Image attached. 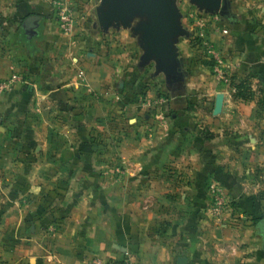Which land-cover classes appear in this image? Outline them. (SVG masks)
<instances>
[{
    "label": "crops",
    "instance_id": "1",
    "mask_svg": "<svg viewBox=\"0 0 264 264\" xmlns=\"http://www.w3.org/2000/svg\"><path fill=\"white\" fill-rule=\"evenodd\" d=\"M68 1L73 36L59 30L52 0H0V79H26L0 95V264H85L94 255L111 264H264V0H232L239 8L223 16L220 48L212 40L244 98L230 83L205 82L203 69L195 83L182 81L192 70L180 36L186 0H171L181 33L170 69L147 53L146 12L108 25L101 0ZM212 181L229 202L218 217Z\"/></svg>",
    "mask_w": 264,
    "mask_h": 264
},
{
    "label": "built area",
    "instance_id": "2",
    "mask_svg": "<svg viewBox=\"0 0 264 264\" xmlns=\"http://www.w3.org/2000/svg\"><path fill=\"white\" fill-rule=\"evenodd\" d=\"M53 15L57 20L59 30L68 36H73L76 31L77 20L73 12V7L68 0H52ZM199 12L190 14L192 26L194 29L193 38L197 42V46L203 54V63L210 69L214 80L221 84H229L230 72L226 63L225 56L210 39L208 27L220 31V33L227 34L228 28L223 25L221 16L214 12ZM201 13V14H200ZM212 25V26H210ZM82 75V71L79 72ZM25 77L18 73L12 72L5 78L0 79V95L10 92L17 85L25 84ZM113 175L116 179L123 176V168L121 166L112 167ZM208 191L211 196V203L213 214L218 217L221 215L229 205L228 200L222 192V187L219 183L212 181L208 186ZM85 264H111L104 261L99 256H92ZM126 264V263H124Z\"/></svg>",
    "mask_w": 264,
    "mask_h": 264
},
{
    "label": "water",
    "instance_id": "3",
    "mask_svg": "<svg viewBox=\"0 0 264 264\" xmlns=\"http://www.w3.org/2000/svg\"><path fill=\"white\" fill-rule=\"evenodd\" d=\"M106 6L99 13V19L106 24L112 21L128 23V19L135 12H146L149 17L148 23H142L139 29L142 31V40L148 55H154L160 59L158 62L167 68H172L175 59V51L171 39L181 33L177 26L178 14L171 4V0H101ZM201 9H219L221 0H192ZM211 12V11H210ZM214 12V11H213ZM224 94L218 92L215 96L213 115H218L222 110ZM264 241V218L256 224ZM178 264H185L186 258L179 257Z\"/></svg>",
    "mask_w": 264,
    "mask_h": 264
},
{
    "label": "rangeland",
    "instance_id": "4",
    "mask_svg": "<svg viewBox=\"0 0 264 264\" xmlns=\"http://www.w3.org/2000/svg\"><path fill=\"white\" fill-rule=\"evenodd\" d=\"M186 1H187V3H185L186 4L185 8H186V10H188V14H189V15L186 14V16H187L186 17L187 18L186 24L188 25V27L186 25L184 26L185 27L184 32H182V35H180V36L183 38L185 37L186 42L192 48V54L188 58L189 59L188 66L191 67L192 70H189V69H187V67H184V69H183L184 76L182 77L183 78L182 81H184V82L189 81L190 84L193 83V81H194V83H195V79L200 77V74H196V73L203 69L205 71V74H207V76H204L202 79L206 82L207 78L212 80L213 76L210 72V69L205 64H203V61H202L203 54L201 53L200 49L198 48L197 42L193 38L192 34L194 32V29H193L191 18H190V14H195L196 12L197 13L203 12L204 9L198 8V6L195 4V2H193L191 0H186ZM233 1L232 0H226L224 8H222V9L220 8L221 9V10L219 9L220 11L219 10L216 11L215 9H208V10H205L204 13L210 12V11L213 12L215 10L214 13H218L221 16L222 21H223V25L226 28H228L224 24V17L223 16L230 14L228 12L230 8H234V9L239 8V3L235 4V2H233ZM228 18H231V17H228ZM210 26H212V25H210ZM219 32L220 31L217 32V30L213 29V27H208V33H210L209 34L210 39L216 41V43H218V46L221 45L220 41L222 42V40H224L226 35H227V34L222 35ZM219 48H220V46H219ZM192 62H193V64H192ZM192 71H193V73H191ZM185 74H188L191 76L190 77L185 76ZM211 213L213 214L212 210H211ZM213 216H214V214H213Z\"/></svg>",
    "mask_w": 264,
    "mask_h": 264
},
{
    "label": "trees",
    "instance_id": "5",
    "mask_svg": "<svg viewBox=\"0 0 264 264\" xmlns=\"http://www.w3.org/2000/svg\"><path fill=\"white\" fill-rule=\"evenodd\" d=\"M231 87L234 89V96L238 98H244L247 97L245 94L246 87L245 84L241 80H235L233 76L230 75V81H229ZM124 264V262L119 263Z\"/></svg>",
    "mask_w": 264,
    "mask_h": 264
}]
</instances>
